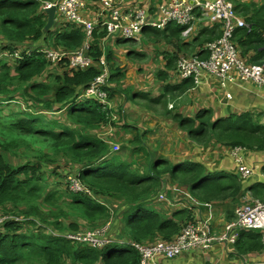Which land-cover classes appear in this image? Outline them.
<instances>
[{"label":"trees","instance_id":"16d2710c","mask_svg":"<svg viewBox=\"0 0 264 264\" xmlns=\"http://www.w3.org/2000/svg\"><path fill=\"white\" fill-rule=\"evenodd\" d=\"M83 1L98 6L101 0ZM232 1L249 27L236 30L234 43L249 64H262L264 4L257 7ZM46 20L32 0H0V56L7 54L10 59L0 58V211L24 219L21 223L10 220L0 228V264H139L132 243L152 244L160 238L171 241L193 222L194 204L237 200L243 192L238 175L224 171L207 174L201 164L153 161L149 154L143 163L133 166L131 160H123L120 151L110 155L109 145L92 136L108 125L106 115L94 99L78 100L98 75V68L63 72V65L52 66L42 54L25 55L27 50H38L34 46L56 50L82 46L81 30L66 24L45 33ZM181 30L169 24L151 35L165 43L180 42ZM53 31L56 33L49 39ZM200 36L211 42L220 32L203 30ZM17 50L23 53L21 60L10 58ZM201 50L202 46L195 55L204 59ZM100 54L97 46L91 47L94 59ZM105 57L112 74V51L108 49ZM120 77L112 74L109 80ZM185 84L179 86L181 92L192 86ZM9 106L15 112L2 115ZM172 118L198 146L215 143L264 153V125L249 113L213 120L211 111L202 110L194 119ZM142 146L136 150L142 151ZM165 175L187 190L191 198L188 210L169 215L152 207ZM69 176L78 178L91 195L70 191ZM255 187L254 197L264 201V185ZM115 201L119 204L113 205ZM109 222V243L102 248L66 238L101 230ZM235 250L239 256L262 253L260 234L241 232Z\"/></svg>","mask_w":264,"mask_h":264},{"label":"crops","instance_id":"0c3cea01","mask_svg":"<svg viewBox=\"0 0 264 264\" xmlns=\"http://www.w3.org/2000/svg\"><path fill=\"white\" fill-rule=\"evenodd\" d=\"M126 1L128 5L146 9L151 16L157 17L158 7L168 0ZM252 3L261 7L264 0H250L244 4ZM86 9L87 18L91 19L95 15L97 4L86 3ZM199 23L202 26L198 25ZM155 30L144 29L142 33L148 32L145 41L135 48L123 47V40L106 39L104 35L97 40L93 39L92 46H97L100 52L109 49L113 53L112 74L121 77L113 81L109 80L108 89H110L113 110L118 112L121 118L118 121L120 124L110 123L92 136L104 143V140H107L118 144L123 160L127 162L131 160L133 166L143 163L148 158L146 155L149 154V158L153 161L166 159L175 165L201 164L207 174L224 171L237 175L238 163L235 159L236 155L232 154V148L212 143L208 146L196 145L187 138L185 132L181 131L172 117L194 119L198 112L209 110L213 114V120L243 113H249L256 120L264 116V89L256 88L249 83L229 84L222 88L218 80L208 74L201 75L197 86L193 85L192 80L175 83L178 55H194L200 46H202L201 51L204 52V47L209 42L203 41L206 37L200 36V33L203 30L212 29H209L205 22H197L188 36L184 37L181 30L180 42L173 40L172 43H165L156 39L155 35L152 36ZM215 31L218 32V26ZM40 48L41 46H34L32 49ZM129 52L143 56L138 57L128 54ZM0 58L10 60L8 55L0 56ZM67 70L63 67V72ZM161 75L165 76V79L161 78ZM182 84H192V86L181 92L179 86ZM137 139L138 142H136ZM140 144L143 145L142 151L136 150ZM109 154H114L111 148ZM239 157L246 166L254 170V176L248 182H242L243 192L237 200L200 206L194 204L191 210L193 219L199 218L205 221L216 233L224 223L233 220V209L241 202L246 192L256 188L258 184L264 185V179L260 175L264 169V153L245 149L239 153ZM160 193H165L169 201L159 202ZM187 202L191 203L187 190L165 175L160 183L159 191L152 200V207L171 215L178 210H188ZM118 204L117 201L113 203V205ZM229 249L231 250L225 253L220 246L216 245L208 252L192 251L172 260L160 259L159 264H243L242 256L237 255L235 246ZM246 257L248 262H259L264 257V250L262 253L248 254Z\"/></svg>","mask_w":264,"mask_h":264},{"label":"built area","instance_id":"2783aa9c","mask_svg":"<svg viewBox=\"0 0 264 264\" xmlns=\"http://www.w3.org/2000/svg\"><path fill=\"white\" fill-rule=\"evenodd\" d=\"M39 5V11L54 7V27L66 24L75 26L84 34V42L77 50L65 48L53 49L51 46L31 51H25L26 56L34 53L42 54L52 66L67 68L69 71L88 70L98 68V75L89 86L79 95L78 100L94 99L100 106L101 112L106 115L108 124L117 123L119 113L113 110L109 88L110 70L106 62V51L94 59L91 55L92 41L95 35L104 33L106 39L139 42L142 32L146 28L164 30L169 24L183 28L182 34L188 36L197 22H205L209 29L218 26L220 37L205 46L207 57L202 59L198 55L178 56L176 62L175 83L192 80L193 85L200 83L202 74H208L218 80L219 85L225 88L229 84L241 85L249 83L256 88L264 89V63L249 64L242 57L234 43L236 30L249 28L243 18L236 12L232 0H168L158 7L157 17L151 16L146 9L128 5L126 0H101L98 3L93 18H87L86 3L83 0H32ZM247 3L250 0H238ZM46 15V14H45ZM264 38V35H263ZM21 50L15 51L11 58L22 59ZM6 56V54H4ZM112 153L120 151L117 144L104 140ZM238 163L237 175L240 182H248L254 176V170L246 166L239 153L244 148H232ZM264 179V170L260 172ZM73 193L91 195L78 178L69 176L66 181ZM159 202H167L165 193L158 195ZM233 220L222 225L216 233L207 223L199 218L193 219L182 227L179 234L171 241L160 240L152 244L132 243V247L140 256L139 264H159L160 259L172 260L192 251L204 253L220 246L222 250H231L239 235L243 231H256L261 236L264 247V201L255 198L251 191H247L241 202L233 209ZM21 223L24 219L18 216L3 214L0 211V228L8 221ZM111 223H107L101 230L84 233L69 234L67 239L79 245L102 248L109 243L107 232ZM243 264H264L263 259L247 261L246 256L241 258Z\"/></svg>","mask_w":264,"mask_h":264},{"label":"rangeland","instance_id":"374dc122","mask_svg":"<svg viewBox=\"0 0 264 264\" xmlns=\"http://www.w3.org/2000/svg\"><path fill=\"white\" fill-rule=\"evenodd\" d=\"M198 25H201L202 26V24H198ZM56 28V27H55ZM219 31V30H218ZM55 33H56V31H53V32H51L50 34H49V39H52L53 37H54V35H55ZM147 34H148V32L147 33H142V35H141V38H140V41L139 42H134V41H124L123 43H122V46L123 47H132V48H135L138 44H141V43H143L144 41H145V38H146V36H147ZM0 41H3L2 39H1V37H0ZM204 49H205V47H204ZM205 52V51H204ZM181 55H183V54H180V55H178V56H181ZM195 55V54H194ZM183 56H190V55H186V54H184ZM200 57V56H199ZM201 58V57H200ZM176 62H177V60H176ZM175 72H176V69H175ZM6 111H11V112H15V109H14V107H12V106H9V107H7L5 110H3V112H2V115H3V113H5ZM47 115H49V112H47ZM53 117V116H52ZM118 118H120V115H118ZM257 119L258 120H261L263 123V125H264V116H262L261 118H256V121H257ZM182 132H184L183 130H181ZM186 134V133H185ZM186 136H187V134H186ZM188 138V137H187ZM190 140V139H189ZM192 142V141H191ZM212 144H215V143H212ZM118 145V144H117ZM221 147H223V146H221ZM262 172V171H261ZM163 177H165V176H163ZM174 181V180H173ZM176 182V181H175ZM256 190V188H252V190H251V192L253 193L254 191ZM158 191H159V188H158ZM157 191V192H158ZM240 198V197H239ZM259 200H261V199H259ZM262 201V200H261ZM228 202H230V201H228ZM160 240H163V239H159L158 241H160ZM143 244H145V243H143ZM150 244V243H149ZM83 245H86V244H83Z\"/></svg>","mask_w":264,"mask_h":264},{"label":"water","instance_id":"95a60500","mask_svg":"<svg viewBox=\"0 0 264 264\" xmlns=\"http://www.w3.org/2000/svg\"><path fill=\"white\" fill-rule=\"evenodd\" d=\"M47 20H46V25L44 28L45 33H49L54 26V18H55V8L52 7L48 10L45 11Z\"/></svg>","mask_w":264,"mask_h":264},{"label":"clouds","instance_id":"9594fccd","mask_svg":"<svg viewBox=\"0 0 264 264\" xmlns=\"http://www.w3.org/2000/svg\"><path fill=\"white\" fill-rule=\"evenodd\" d=\"M117 123H118V122H117ZM263 170H264V169H263ZM263 170H262V171H263ZM252 195H253V194H252ZM255 198H256V197H255Z\"/></svg>","mask_w":264,"mask_h":264},{"label":"bare ground","instance_id":"6f19581e","mask_svg":"<svg viewBox=\"0 0 264 264\" xmlns=\"http://www.w3.org/2000/svg\"><path fill=\"white\" fill-rule=\"evenodd\" d=\"M263 246V245H262ZM132 247V246H131Z\"/></svg>","mask_w":264,"mask_h":264}]
</instances>
